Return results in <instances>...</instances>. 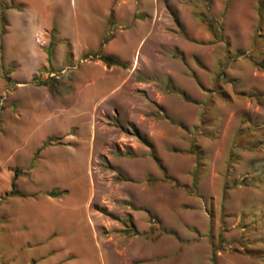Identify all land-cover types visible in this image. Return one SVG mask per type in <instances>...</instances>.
<instances>
[{
  "label": "rangeland",
  "instance_id": "1",
  "mask_svg": "<svg viewBox=\"0 0 264 264\" xmlns=\"http://www.w3.org/2000/svg\"><path fill=\"white\" fill-rule=\"evenodd\" d=\"M1 30L0 264H264V0H0ZM33 51L52 67L11 73ZM38 108L67 127L20 156ZM75 138L45 213L67 189L31 167Z\"/></svg>",
  "mask_w": 264,
  "mask_h": 264
},
{
  "label": "crops",
  "instance_id": "2",
  "mask_svg": "<svg viewBox=\"0 0 264 264\" xmlns=\"http://www.w3.org/2000/svg\"><path fill=\"white\" fill-rule=\"evenodd\" d=\"M94 15H98V13H95ZM97 18H98V21L95 18L89 21V28H88L87 34H84V32L82 34H79L80 32L76 30L75 34L74 35L72 34L71 41L73 40V42L76 45L77 44H79L80 46L83 45L88 50L94 51L98 49L99 46L101 45L102 38H104L103 37L104 36V26H102V24L99 25L100 23L99 16ZM39 23L41 24L42 22L40 21ZM110 23H112V20ZM26 42H27L26 47H29V45L32 46V43L29 38L26 39ZM104 50L105 51L103 53L111 51L109 50L108 46H106ZM35 53H36L35 51L29 52L28 54L21 53L23 57L21 56L22 58H17L16 60H14L16 63V68L13 69L11 73L13 74H16L19 72L31 73L33 71H36L39 67H42L43 65L50 64L51 66V60L50 58H48V55L46 56L38 52L37 54ZM37 110H38V113H36V115H37L38 121L36 125L34 127L28 125L26 130L23 131L24 135H26L25 139H26V142H28V145H27L28 148H26L24 142L21 143V145L25 147V150L19 154L20 156H23L24 154L27 155L29 152L34 151L36 146H38L40 141L45 137L46 133L50 131L58 133L59 131H62L64 127H67L66 123H68V120H67L68 118L67 119L63 118L59 114H54L51 117H46V114L41 112L40 108H38ZM38 116H40V118H38ZM35 131H36V134L34 135ZM75 139H76L75 140L76 145L75 144L74 145H62L61 144V145L46 146L44 150H42V154L38 158L37 164L35 163V165L31 167L32 175L34 173V170H36V168L39 166H41L40 170L41 168H44L45 172L48 173V167L45 164V162L49 163L50 168H51V172L49 175L52 176L53 178L56 177V173H58L57 170H60V174L58 176L60 178L59 180L55 178V180L53 181V184H54L53 186L58 187V188L67 189L68 186L63 181V175L61 173V170L66 169L69 171V168H72L75 171L76 170L75 168L78 167L79 165H81L84 168V163H85V160L87 159L86 157L89 152L86 144L84 143V140L83 141L78 140V138H75ZM31 142L33 144H31ZM11 151L15 152V149ZM14 152H12V155L10 156L11 158H13ZM68 192L69 190L67 189V192L65 194H61L59 198H50V201L47 204H45V209H46L45 213H51L52 210L59 209L58 204L62 203L63 201H67ZM86 194H87V191L85 188L84 197L82 198V202H80L82 209H85L83 201L85 202L86 200V197H87ZM62 212H59V214H62ZM70 212L73 213L74 210L72 211L70 209ZM84 262L85 260L81 259V260L76 261V264H83ZM74 263L75 262L72 261V262H67L66 264H74Z\"/></svg>",
  "mask_w": 264,
  "mask_h": 264
},
{
  "label": "trees",
  "instance_id": "3",
  "mask_svg": "<svg viewBox=\"0 0 264 264\" xmlns=\"http://www.w3.org/2000/svg\"><path fill=\"white\" fill-rule=\"evenodd\" d=\"M111 16V15H110ZM110 22H111V18H110ZM2 32V30L0 31V33ZM95 57L99 60H101L105 65L107 66H110V65H118V66H124V63L119 61L117 57H115L114 55L112 54H109V53H103V52H99L97 54H95ZM45 143V142H44ZM154 159L156 160L157 164H159V161L156 159V157L154 156ZM17 175V172L14 171L13 172V177H12V182L10 184V190L8 191V195H14L15 194V191L13 190V178ZM49 195H57L59 194V192H56V191H53V190H50L48 192Z\"/></svg>",
  "mask_w": 264,
  "mask_h": 264
}]
</instances>
